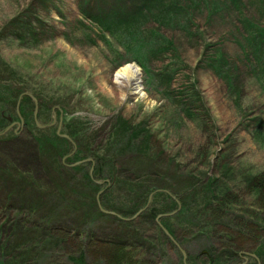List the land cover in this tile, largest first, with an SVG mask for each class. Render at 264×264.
I'll return each instance as SVG.
<instances>
[{
	"label": "rangeland",
	"instance_id": "rangeland-1",
	"mask_svg": "<svg viewBox=\"0 0 264 264\" xmlns=\"http://www.w3.org/2000/svg\"><path fill=\"white\" fill-rule=\"evenodd\" d=\"M168 4L0 0L1 261L65 264L74 244L98 241L127 249L130 264H210L212 246L226 244L222 232L201 229L212 187L237 195L222 226L236 235L237 224H249L257 235L243 251L229 247L226 264H263L264 198L237 182L264 172V0ZM131 62L144 95L116 80ZM32 97L34 124L13 125L19 101L30 98L34 116ZM57 132L71 137L60 155ZM89 173L101 181L96 189ZM129 178L152 188L149 208L166 209L155 221L147 211L132 218L144 205L131 214L127 192L114 189H137ZM111 211L132 219L117 221ZM36 222L57 227L63 241L38 242ZM99 258L89 253L87 262L103 264Z\"/></svg>",
	"mask_w": 264,
	"mask_h": 264
},
{
	"label": "trees",
	"instance_id": "trees-1",
	"mask_svg": "<svg viewBox=\"0 0 264 264\" xmlns=\"http://www.w3.org/2000/svg\"><path fill=\"white\" fill-rule=\"evenodd\" d=\"M171 2H172V0H169V4H168L167 9L170 8ZM105 13H106V14H104L105 17L111 16L110 13H108V12H105ZM170 16L172 17V15H170ZM170 16H169V18H170ZM254 38L251 37L252 41L254 40ZM142 57H143V55H142ZM3 93H5V92H4L3 88L0 87V97L2 96ZM8 95H10V93ZM9 97H11V96H9ZM18 97H19V95L17 93V98ZM1 99H2V97H1ZM12 100H14L13 97L11 100H4V101H5V103H7L8 101H12ZM15 110L16 109H14L13 110L14 112L12 113L14 115L10 114L9 118L14 119L15 117H17ZM32 111H33V106H32L31 100H30V98H27L26 100L23 101V103H21V112L25 118V122L27 125H29L30 123L34 124ZM1 125L2 124H0V126ZM74 136H75V138L78 137L75 133H74L73 137ZM116 136H121V135L117 134ZM39 139L42 142V139L41 138H39ZM44 139H48V138H44ZM49 140H52V139H49ZM54 145H55V150H56L57 155H60V154L64 153L65 150L67 151L71 147V142L64 137H60L59 135H56L54 138ZM82 149H83V147H82ZM107 151H109V150H107ZM78 153H80V152H78ZM81 154H82V152H81ZM88 175L91 177V179H90V181H88V180L87 181L91 184H94V186H92V188L96 189L97 185L95 183H93L94 181L92 179V176L90 175V173ZM126 180L129 182L131 188L138 186L137 182L134 181L132 178H129ZM134 182H136V183H134ZM237 183H238V186L243 184L244 187H246L248 190H250V192L255 193V195H256V197H258V199L261 198V200H263V198H264V172L263 171L257 172V173H250L249 172V173L241 174ZM117 188H119V187H115L114 189L118 190V191L127 192L128 196H129L128 202L133 204V210L130 212L131 214H132V212L137 211L140 207H142L143 205L146 204L147 197H148V195H150V193L152 191V188H147V189L143 190L142 189L143 186L137 187V189H134V191L133 190L128 191V190L117 189ZM209 188H210L209 195L212 199V202H209V204L211 206L212 211L210 212V214H206V215H209L208 223L206 224V226L201 227V229L203 230V232H205V234H207L209 236H214V238H219L220 233L222 232L220 238L226 239L225 240V243H226L225 247H223V248L221 247L218 250L217 248H214V246H212L213 251H216L218 255L216 256V253H210L209 262H210V264H214L215 262H217L219 264H226L229 261V259L226 260V258H224L223 255H225L228 252L229 247L233 251H243L247 247L243 246L242 243L254 240L257 237V235L253 231V228L249 227V224H243V225L237 224V226L235 227V229H238L237 230L238 232L236 233V235H235L234 230L233 231L229 230L230 232L227 231V229H225V226H222V224L226 225V222L228 220L227 219V214H228L227 210L230 209V203L231 202L233 203V201H234V199H236L237 195L232 193V191L228 192L227 190H221L219 193H217V190H214L212 187H209ZM110 195H111V193L105 194V197L108 200V202H111V200L109 199ZM209 195L207 197H209ZM182 200L184 201L185 205L188 206L189 199L185 200L182 198ZM174 205H176V204L173 201V204L170 205V208L174 207ZM161 210H166V209H158L156 207V205L154 203H152L151 207L147 210V212L149 213V214H147V217H149L150 219L154 218V221H155L156 216H158V214ZM169 210H171V209H169ZM120 214H121V216H123V213L120 212ZM102 215H105V214H102ZM115 219H117V221L122 220V219L118 218V216H115ZM199 219H200V222L203 221L200 217H198V218L194 217L193 220L198 221ZM186 221L190 224V222L192 221V218L191 219L188 218ZM19 224H20V226L22 225L21 223H19ZM36 224H37V226H39V227H36V233H37L36 239L38 242L43 243L44 241H47V242H52V244L58 245L60 242L63 241L62 233L60 232V230L54 231L53 229H48L46 226H43V224H40L39 222H36ZM220 226H222L221 231L218 228ZM168 227L173 232V229L169 225H168ZM33 229H35V226L33 228L30 227L28 229V236H30V232ZM235 239L237 240V242H240V244L238 243L239 245L236 244ZM257 240H259V246L257 248V252H259L258 257H259L261 262L263 261V264H264V239H258L257 238ZM231 242H233V244H231ZM103 244H105L107 246L108 243H103ZM109 245L111 246L112 249L102 248V247L100 248L97 246L95 254L100 255V258H99L100 262H102L103 264H130L132 262V259L129 255V252L127 249H124L122 246H119L120 244H118V243H111V244H108V246ZM117 249H119V250H117ZM224 249H225V251H224ZM222 250L224 251L223 254H221ZM88 254L89 253L84 248V244L83 245H81L80 243L74 244V249H73V251L71 250L68 253L67 260H66L65 264H88V262H87V255ZM15 255H16V253H15ZM13 258H14V256H13ZM5 259H6V257H5ZM0 264H7V263L0 260ZM8 264H18V262L15 258L13 260L8 261Z\"/></svg>",
	"mask_w": 264,
	"mask_h": 264
},
{
	"label": "bare ground",
	"instance_id": "bare-ground-1",
	"mask_svg": "<svg viewBox=\"0 0 264 264\" xmlns=\"http://www.w3.org/2000/svg\"><path fill=\"white\" fill-rule=\"evenodd\" d=\"M141 69L139 68V66L136 63H125L122 66H120L117 71H116V80L117 82L124 84V85H128L129 87H131L133 94H141L144 95V91L142 86L140 85L141 83ZM22 119L24 120V117H22ZM122 192V191H120ZM151 203V200H149ZM46 227L48 229H55L57 227H54L52 225H46ZM98 243V241H96ZM87 244L84 245V248L86 249V251L88 253L94 254L96 253V249L97 246L98 247H102V248H108V249H112L111 246L107 244V246L105 244ZM119 250V249H117ZM181 250V249H180ZM182 251V250H181Z\"/></svg>",
	"mask_w": 264,
	"mask_h": 264
},
{
	"label": "water",
	"instance_id": "water-1",
	"mask_svg": "<svg viewBox=\"0 0 264 264\" xmlns=\"http://www.w3.org/2000/svg\"><path fill=\"white\" fill-rule=\"evenodd\" d=\"M35 101H36V112H37V109H38V104H37V100L35 99V98H33ZM18 106H19V104H18ZM18 114H19V117H20V119L21 120H23L22 119V116H21V114H20V112H19V110H18ZM60 131V128H59V130H58V132ZM63 136H65V137H67V138H69L68 137V135H66V134H64ZM100 182V181H99ZM150 202V201H149ZM149 207V203L144 207V208H142V209H140L132 218H135L136 216H139L140 215V213H142L144 210H146L147 208ZM101 209H102V207H101ZM104 211V210H103ZM104 212H107V211H104ZM112 214H115V213H113V212H111ZM161 216H163V215H161ZM132 218H130V219H132ZM122 219H124V220H130V219H127V218H122ZM168 235H169V237L172 239V240H174L173 238H172V236H171V234L170 233H168L167 231H165ZM182 253H183V255L185 256V253L182 251Z\"/></svg>",
	"mask_w": 264,
	"mask_h": 264
},
{
	"label": "flooded vegetation",
	"instance_id": "flooded-vegetation-1",
	"mask_svg": "<svg viewBox=\"0 0 264 264\" xmlns=\"http://www.w3.org/2000/svg\"><path fill=\"white\" fill-rule=\"evenodd\" d=\"M39 109H37V112H38ZM37 112H36V108H35V111H34V116L33 117H36L37 116ZM22 113V112H21ZM41 115V111L39 112L38 116ZM25 124V123H24Z\"/></svg>",
	"mask_w": 264,
	"mask_h": 264
}]
</instances>
